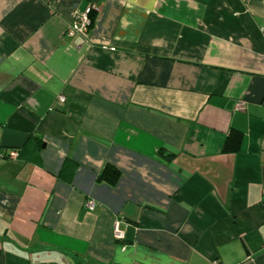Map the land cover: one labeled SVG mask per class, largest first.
<instances>
[{
  "label": "crops",
  "instance_id": "1",
  "mask_svg": "<svg viewBox=\"0 0 264 264\" xmlns=\"http://www.w3.org/2000/svg\"><path fill=\"white\" fill-rule=\"evenodd\" d=\"M0 264H264V0H0Z\"/></svg>",
  "mask_w": 264,
  "mask_h": 264
},
{
  "label": "built area",
  "instance_id": "2",
  "mask_svg": "<svg viewBox=\"0 0 264 264\" xmlns=\"http://www.w3.org/2000/svg\"><path fill=\"white\" fill-rule=\"evenodd\" d=\"M93 11V6L92 5H87L82 11H79L74 15V18L72 20V23L67 27L66 34L69 36H72L74 34H80V35H86L87 32L89 31V28L91 26V13ZM58 101H63L64 96L59 95L58 96ZM236 110H243L245 109V104L242 101H239L236 104L235 107ZM10 156L13 157L15 156V152L12 151L10 153ZM94 203L92 201L87 202L88 207H92ZM114 232H115V237L121 238L122 233L118 231L117 225L114 227Z\"/></svg>",
  "mask_w": 264,
  "mask_h": 264
},
{
  "label": "trees",
  "instance_id": "3",
  "mask_svg": "<svg viewBox=\"0 0 264 264\" xmlns=\"http://www.w3.org/2000/svg\"><path fill=\"white\" fill-rule=\"evenodd\" d=\"M92 17H91V22H93ZM239 139H240V134L236 131H232L226 139L224 150L230 151L236 149L238 147ZM119 176H120L119 170L110 163H106L98 174V180L105 182L110 186H114L117 183Z\"/></svg>",
  "mask_w": 264,
  "mask_h": 264
}]
</instances>
